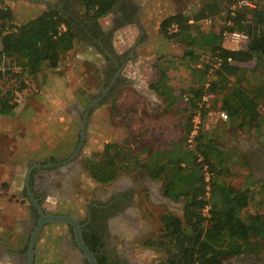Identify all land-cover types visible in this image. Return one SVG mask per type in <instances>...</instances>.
Segmentation results:
<instances>
[{
  "label": "trees",
  "instance_id": "obj_1",
  "mask_svg": "<svg viewBox=\"0 0 264 264\" xmlns=\"http://www.w3.org/2000/svg\"><path fill=\"white\" fill-rule=\"evenodd\" d=\"M77 1L82 15L95 21L112 11L120 0ZM233 1L202 0L193 12L172 13L158 23V31L164 38L185 47L182 58L188 63L189 85L179 90L176 97L166 84L164 66L157 63L163 58L160 56L153 64L158 77L149 86L167 100L168 106L186 97L180 140L149 153L144 161L135 160L119 144L108 142L98 158L83 162L87 174L96 183H107L121 171L142 168L150 178L161 180L163 196L183 200L182 216L168 211L159 214L158 234L143 243L164 253L162 264H223L225 257L238 255L243 250H256L257 244L264 241V181H247L256 185L252 189L248 185L234 188L225 183L222 177L230 175L227 151L203 128L207 107L200 103V98L204 92L214 95L209 100L217 99L214 101L217 109L224 111L227 120L238 128L257 131L262 123L259 107L264 106V72L258 68L264 69V0H255L251 9L237 10L228 26L219 25L216 31H205L202 27L205 18L223 14L222 19H226V7ZM171 24L175 29L169 31ZM223 30L243 32L247 40L236 49L224 48ZM73 38L69 20L57 11H41L16 24L10 8L0 7V115L13 114L17 106L16 91L26 87L25 79L35 80L44 64L55 68L72 49ZM203 53L207 60H200ZM213 56L221 58L222 63L211 68L208 85L204 87ZM227 57L236 63L253 62L249 71L256 84L250 86L245 70L227 63ZM228 76H232L230 81ZM194 114L199 115L200 124L191 147H187L185 140ZM202 165L210 173L206 199ZM205 205L207 217L202 215ZM249 205L258 210L243 213Z\"/></svg>",
  "mask_w": 264,
  "mask_h": 264
},
{
  "label": "flooded vegetation",
  "instance_id": "obj_2",
  "mask_svg": "<svg viewBox=\"0 0 264 264\" xmlns=\"http://www.w3.org/2000/svg\"><path fill=\"white\" fill-rule=\"evenodd\" d=\"M9 2L41 6L43 11H57L69 20L76 35L77 32L84 34L83 39L87 42L91 58L94 60V51L102 56L100 61L91 62L99 76L91 88L92 91H83L74 98L73 129L66 132L63 138L54 140L49 148L42 149L39 158L35 160L39 167L31 169L27 181L32 192L31 197L43 213L69 215L76 220L80 239L92 253L96 264H141L134 251L135 246L146 247L143 243L151 237L147 236L150 235L149 230L145 229L136 207L141 185H146L149 192L148 182L153 180L142 168H136L130 174L121 171L107 183L93 181L91 184L97 190H91V197H86L82 205L77 202L86 190L83 184L86 170L82 157L91 135L93 114L97 109L108 105L122 85L133 82L134 78L129 71H125V66L128 64L133 69L129 60L149 45L143 43L144 30L134 39L125 55L112 54V49L107 44L112 31L126 23H136L140 27L137 18L138 5L129 0L117 2L110 11L112 30L108 32L100 31L97 21H76L80 9L77 0H0V7ZM260 155L250 152L246 154V159L249 168L264 180V158ZM158 195L167 198L161 194V188ZM24 197L28 200L27 195ZM25 213L26 220L19 232L15 235L13 233V240L8 241L0 236V240L4 242L0 244V256L7 255L11 264H88L87 258L77 245L73 227L66 223H43L29 249L30 238L39 218L30 200ZM52 226L58 228V231L50 232L49 227ZM46 240L51 241L54 249L47 245ZM51 251L54 255L49 253ZM255 251L243 250L238 255L256 254ZM248 261L251 264H264V255H251Z\"/></svg>",
  "mask_w": 264,
  "mask_h": 264
},
{
  "label": "rangeland",
  "instance_id": "obj_3",
  "mask_svg": "<svg viewBox=\"0 0 264 264\" xmlns=\"http://www.w3.org/2000/svg\"><path fill=\"white\" fill-rule=\"evenodd\" d=\"M201 3L202 0H145L143 1V4H137L139 9L143 10V25L145 27L144 30H146L148 36H150V46L148 49L145 47L146 50L141 51V55L138 58L140 66H135L134 71L132 69L130 75L133 78L136 76L145 89L141 88L139 83L134 85L132 83H126L116 91L114 98L108 105L101 107L94 112L93 121L90 125V130H93V133L91 132L88 140V152L84 153V156L82 157L84 161L86 159L98 158L103 145L108 142L119 144L133 154L135 160L144 161L149 153H153L156 149L163 148L169 144L177 143L180 140V137L183 134L181 118L184 115L183 108L185 106V101L182 98H178L175 104L168 106L165 98L151 92L148 83L155 78V69L153 68L155 58L163 56L159 63H162V66H164L166 70V84L171 88L170 91L177 97L179 90L186 88L189 85V72L185 66V61H181V59H183L181 58L183 45L176 41H170L164 38L158 31V23L163 17L175 12L191 13ZM6 6L11 8L13 21L16 24H21L27 18L43 11L41 6H25L22 3L15 2H9ZM79 11H82L81 6ZM213 18H215V20L211 24H204L202 22V27L204 26L203 28L205 31L208 29L217 30L219 26V18L216 16ZM130 27L133 29L134 26L131 25ZM153 41L162 42V45L155 47ZM164 43L167 44L166 47H164ZM151 48H154L156 52L152 53ZM166 58H168L167 61H165ZM63 61L64 56L61 58L59 66L62 65ZM244 63V74L246 75L250 86H252L256 84L255 77L249 71L253 62L250 61ZM92 64L83 61L82 66L78 67L79 65L74 61V80L77 79V76H80L79 80L81 88L76 87V90L80 89L79 92H83L84 89L92 91L91 88L94 87V83L98 80L97 70ZM81 68L85 69L82 70ZM258 70L264 72V69L261 67H259ZM58 71H61V69L57 70V72ZM84 73H86L87 83L84 81L82 82L84 76H81ZM24 82L26 83V87L20 91H16L17 106L15 108V113H17L19 109L21 110L28 106L29 109L37 108L36 103L39 101V94H41V91L45 94L51 92L57 97L55 91H46L47 89L41 85L43 83L39 80V77H36L35 80H29L26 78ZM40 86H42V88H40ZM76 90L74 91V98L80 94ZM213 99L214 100L212 101L209 100L207 104V111L203 118V128L211 135H214L215 140L218 139L216 140L218 144H223L222 142L224 141L222 139L228 135V129L225 130L224 128H227L228 125H223V123L218 120L216 115V111L218 110L217 104H214V101L217 99ZM39 106L44 107L46 105L41 101V103L39 102ZM259 112L262 123L257 131L251 129L247 130L246 128L240 129L246 133L256 134V140L264 143V106L259 107ZM29 121L32 127L33 125L39 126L38 124H40V121L38 112L32 114L29 117ZM18 123L22 124L21 121ZM6 140L7 137L5 135L0 137V155H5V149L2 145H6ZM227 154L228 158L226 164L227 167L230 168V175L223 176V181L234 188H244L247 185L251 189L254 188L253 186H256L255 184L252 185L247 182L251 179L250 171L245 165H242L243 163H240L242 160L239 159L238 153L229 149ZM135 169L136 168L127 173L130 174ZM84 177L85 181L83 184L85 185L86 190L82 192V196L77 201L78 203H81L80 205L83 204L86 197H91V190H97V188L94 187V184H91L94 182L89 178L87 172H85ZM161 183L160 179L149 181L147 186L149 192H147L145 188L146 185H141V193L137 200L136 208L138 209L140 220L146 226L145 229L149 230L150 235L147 236H150L151 238L156 236L159 232V214L168 211L177 217H181L183 211V200L169 199V202H164L162 198L159 197L158 194L160 193ZM98 189L100 190V188ZM155 196L158 197L159 200ZM254 210H258V208L256 209L254 205H249L244 209L243 213L253 212ZM49 229L50 232L54 233L58 231V228L53 226L49 227ZM9 231H11L9 228L1 229V237L8 241L14 239ZM47 242V245L54 249V246L50 244L51 241ZM39 243L41 242L39 241ZM52 251L49 253L54 255ZM134 251L138 254L141 264H162L164 260V253L155 247H138L136 245ZM255 252L257 255H264V241L257 244ZM256 254H247L246 256L240 254L235 257H225L222 260V263L251 264L248 259L251 258V255ZM238 256L244 258H236Z\"/></svg>",
  "mask_w": 264,
  "mask_h": 264
},
{
  "label": "crops",
  "instance_id": "obj_4",
  "mask_svg": "<svg viewBox=\"0 0 264 264\" xmlns=\"http://www.w3.org/2000/svg\"><path fill=\"white\" fill-rule=\"evenodd\" d=\"M129 1L137 5L140 3L143 4V1L145 0ZM142 12V9H138L137 18L140 27L137 26L136 23H126L117 30L112 31V33L109 35L107 44L111 47L112 54L125 55L127 49L133 43L134 39L138 36L139 33H142L145 28L143 25ZM111 19L112 13L108 12L104 16H101L95 20L99 25V29L101 28L100 31L108 30L109 32V30H112ZM77 20L88 21L82 15V11H79L76 21ZM131 25H133L135 28L133 27L132 29L130 27ZM77 34L78 35H76L74 32L73 47L64 55V61L62 65L59 66V62L55 68H49L44 64L36 74L37 78L39 77V80L43 83L41 85L45 87V89H47L46 91H55V95H57V97H55L51 92L45 94L41 91V94H39L40 98L38 95L39 101L36 103L37 108L29 109L28 106L22 108L21 110L19 109L17 113H15L14 109L12 115H0V137L2 135H5L7 137L6 145H2V147L5 149V155H0V236L1 229L7 228L11 230L9 232L12 235L13 233L14 235L17 234L19 232V229L23 226L22 223L26 220L25 212L27 203L29 201V198L28 200H26V198L24 197L27 195L26 187L28 188L30 195H32L27 181L29 179V173L31 169L39 167V163H37V161L35 160L39 158L42 149L49 148L53 144L54 140L63 138L64 134L66 132H70L74 127V108L72 107V105H74V91L76 90V87L81 88L79 80L80 76H77V79L74 80V61L79 65L78 67H80L82 66L83 61H87L88 63L98 62L102 58L101 54L98 51H94L93 60L91 58L92 56L89 54V49L86 45L87 42H84V34H80L79 32H77ZM142 39L144 40V42L142 40L143 43L150 44V36H148V32L146 30H144V37ZM153 43H155V47L162 45V42L158 41H153ZM166 45L167 44L164 43V47H166ZM221 45L224 48L228 49H236L238 47L229 43L224 44L223 42H221ZM149 46L150 45H147L146 48L148 49ZM184 48L185 47L183 46V50ZM153 49L151 51L152 53H155L156 50ZM142 50L146 49H141L137 52V54L134 55V58L129 60V62L133 64V71L135 66L139 65L140 61L138 58L140 57V53ZM183 50L181 52V58ZM158 57H156L155 59H157ZM167 59L168 58H166L165 61H167ZM182 60L185 61V66L188 70V63L186 59L183 58L181 59V61ZM159 61H157L158 65L161 64L162 66V63H159ZM230 64L243 69L245 66L244 62H230ZM153 68L155 69V78L150 83H148V87L158 77L156 68L154 66ZM59 69H61V71H58L60 73L57 72V70ZM131 70L132 68H129L128 64H126L125 71L131 72ZM83 76L84 80H82V78V82L84 81L85 83H87L86 73H84L81 77ZM209 76H207V78H209ZM188 78H190V76H188ZM227 79L230 81L232 79V76H228ZM139 81L140 80H138L135 76L132 84H140ZM42 86H40V88H42ZM141 88L145 89L143 85H141ZM79 90L80 89H77L76 91L78 93H81L82 91L79 92ZM150 90L151 92H154L152 89ZM84 91L87 90L84 89ZM41 101L46 106H39V102L41 103ZM37 112L40 124H38L39 126L33 125L32 127L29 121V117L32 114H36ZM218 120L221 121L223 125H228L227 128H224L225 130L228 129V135H226V137L222 139L224 141L222 142L223 144L218 145H220L223 150L228 151L229 149H231L238 153L239 159L242 160V163H244L250 171V181H264L263 179L259 178L256 173H254V170L249 168L246 159V154L250 152L254 154L260 153V156L264 158V143L262 141L256 140V134L246 133L228 120H221L219 118ZM19 121H21L22 124H19ZM91 132L93 133V130H91ZM88 145L89 144L87 143V145L84 147V153L88 152ZM30 163L31 165H29ZM1 243L4 242L0 240V244ZM0 264H11V260H9L7 255H1Z\"/></svg>",
  "mask_w": 264,
  "mask_h": 264
},
{
  "label": "built area",
  "instance_id": "obj_5",
  "mask_svg": "<svg viewBox=\"0 0 264 264\" xmlns=\"http://www.w3.org/2000/svg\"><path fill=\"white\" fill-rule=\"evenodd\" d=\"M255 6V0H234L230 5H228L226 7V15L227 18L226 19H222L223 18V14L220 15H215L217 18H219V25H225L228 26L231 24V17H233L236 13L237 10H241V9H251ZM215 18L213 17H208L205 18L203 20L204 24H211L212 22H214ZM63 28V27H62ZM169 31H172L175 29V25L171 24L169 26ZM247 40V35L243 32L240 31H236V30H223L221 32V41L223 43H229L235 46L241 45L242 43H244ZM207 55L206 53H203L200 55V60H207ZM212 64L211 67L207 70L206 72V77L208 75H210V71L211 68H217L221 63H222V59L221 58H217L215 56L212 57ZM225 61L227 63L232 62L231 59L229 57H227L225 59ZM209 79L207 78L206 81L204 82V87H207L208 85V81ZM213 97V94L211 93H207L204 92V94L201 96L200 98V103L204 105V107H208L207 104L209 102V99ZM184 101H186V97L184 96L182 98ZM216 115L219 119L221 120H227V116L226 113L224 111L221 110H217L216 111ZM191 129L190 132L188 133L185 143L187 145V147H191L192 145V139L193 137L196 135L198 128H199V124H200V117L198 114H194L192 115L191 119ZM200 158H198L199 160ZM202 174H203V181H204V185H203V189H204V198L206 199L208 196V191H209V177H210V173L208 172V170L206 169V165H202ZM207 209L208 206L205 205L202 209V215L204 217L208 216L207 213Z\"/></svg>",
  "mask_w": 264,
  "mask_h": 264
},
{
  "label": "water",
  "instance_id": "obj_6",
  "mask_svg": "<svg viewBox=\"0 0 264 264\" xmlns=\"http://www.w3.org/2000/svg\"><path fill=\"white\" fill-rule=\"evenodd\" d=\"M0 48H1V46H0ZM26 192H27L29 200L32 202L33 206L35 207V209L39 215V218H38L36 225L34 227V230L32 232V236L30 238L29 249L31 248L30 246L32 245V242H33L34 238L36 237V234L39 232L40 227L43 223H45V222L66 223V224H69L73 227L74 237H75V240L77 242V245L80 248V250L84 253L85 257L87 258L88 264H96L92 253L84 246L82 240L80 239L79 227L76 223V220L69 215L45 214V213H43L41 208L39 207L38 203L31 197L30 192H29L27 187H26ZM162 200L164 202H169L168 198H162ZM28 261L30 263V258Z\"/></svg>",
  "mask_w": 264,
  "mask_h": 264
}]
</instances>
